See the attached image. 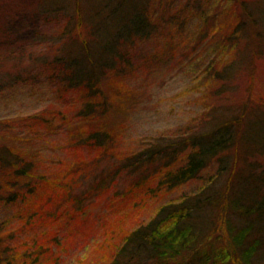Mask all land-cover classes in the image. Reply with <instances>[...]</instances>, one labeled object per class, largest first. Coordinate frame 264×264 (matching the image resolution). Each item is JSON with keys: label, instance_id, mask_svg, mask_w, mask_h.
<instances>
[{"label": "trees", "instance_id": "trees-1", "mask_svg": "<svg viewBox=\"0 0 264 264\" xmlns=\"http://www.w3.org/2000/svg\"><path fill=\"white\" fill-rule=\"evenodd\" d=\"M229 1L234 15L229 28L212 21L204 29L210 5L200 8L192 0L188 4L192 5L191 11H200L202 16L200 42L229 30L227 35H221L231 47L229 51L245 42L247 49L252 48L254 55H258L260 46L264 45V17L261 16L264 10L260 12L258 4L256 8L248 0H224ZM174 3V0L159 3L156 0H101L85 6L83 0H75L76 14L71 15L69 22H75L76 27L67 30L79 40L80 53L57 57L49 68L54 71L52 76L64 85L65 92L79 99L73 119L67 122L74 125L70 127L74 130L73 148H85L93 163L106 161L109 166L92 180L83 175L78 178L76 171L55 183L48 169L41 168L37 159L29 156L18 143L14 141L13 146L0 143V203L8 216L0 225H38L44 217L36 221L34 217L44 214L40 204L34 203L42 194L48 196L49 191L65 194L68 201L71 198L75 203V208L92 204L95 197L103 195L110 197L102 203L110 208L111 200L122 196L133 199L140 194L135 200L138 208L140 202L165 198L202 181L212 166H218V179L230 174L226 184L219 187L217 180L206 183L197 194L162 205L149 222L120 233L119 241L111 246L109 264H261L264 259V169L259 171L251 164L247 173L235 171L241 150L245 151L246 158L255 153L264 155V135L260 140L249 135L253 124L247 119L249 103L238 114H224L223 118L210 116L206 130L188 132L172 140H157L134 153L117 152L112 120L131 95L128 75L133 68V55L161 29L174 31L187 23L179 19L178 11L182 7L166 21L158 15L162 8L169 11L168 15L172 13ZM58 4L48 7L49 14L70 13ZM172 22L176 24L174 28H171ZM225 56L215 57L205 69L209 91L212 83L220 86L219 93H228L227 84L238 62L234 63L236 59L230 63L234 58ZM240 60L239 64H244L243 58ZM26 120L34 126L35 136L55 128L54 120L43 113ZM63 124L60 123V128ZM124 180H128L127 184L118 187ZM80 183L87 186L82 193L78 192ZM17 237L15 232L0 231V264H42L47 253L51 254L48 244H29Z\"/></svg>", "mask_w": 264, "mask_h": 264}, {"label": "rangeland", "instance_id": "rangeland-1", "mask_svg": "<svg viewBox=\"0 0 264 264\" xmlns=\"http://www.w3.org/2000/svg\"><path fill=\"white\" fill-rule=\"evenodd\" d=\"M100 1L83 0V5ZM192 1L200 8L210 5L204 29L207 24L211 26L212 21L224 28L230 27L234 19L230 12L232 2ZM248 1L256 8L258 4L260 12L264 10V0ZM174 2L172 13L168 15L169 11L162 8L158 15L165 20L179 12V19L187 23L174 31L161 29L134 53L133 70L128 75L131 95L112 120L117 134V152L134 153L157 140H172L188 132L206 130L210 116L223 118L224 114H238L245 103H249L250 109L248 122H253L249 135L260 140L264 135V117H260L264 114V45L260 46L258 55H254L252 48L247 49L245 42L233 47L231 52L225 36H221L227 35L229 30L201 43L200 11H191L192 5L188 6L191 0ZM56 3L68 8L70 13L49 14L48 7ZM75 8V0H0V143L9 146L18 143L29 156L37 159L41 168L48 169L55 183L76 171L78 178L83 175L92 180L109 166L106 161L93 163L85 148H73L74 130L70 127L74 125L67 122L73 119L79 99L65 92L64 85L52 76L54 71L49 68L57 57L80 53L79 40L67 30L76 27L75 22H69L71 15L76 14ZM171 25L174 28L176 24ZM85 30L88 32V28ZM221 55H226V59L234 58L230 63L236 59L234 63L238 62L225 94L219 93L220 86L212 83L209 91L204 73L210 61ZM242 58L244 64H239ZM223 65L225 63L219 67ZM39 113L54 120L55 128L35 136L34 126L26 119ZM61 122L64 124L60 128ZM241 152L235 171L247 173L251 164L259 171L264 169V155L255 153L246 158L245 151ZM217 167L212 166L202 181L191 183L165 198L140 202L138 208L135 200L140 194L133 199L122 196L111 200L110 208L102 204L110 198L108 195L95 197L94 203L75 208V203L71 198L68 201L65 194L49 191L48 196L44 193L34 203L40 204L44 214L34 217L35 221L44 217L43 221L38 225H0V231L15 232L17 239L29 244H48L51 254L47 253L44 262L41 259L42 264H109L111 246L119 241L120 233L149 222L162 205L177 202L185 195H195L206 183L217 180L219 187L226 184L230 174L218 179ZM127 182L124 180L118 187ZM86 187L85 183L79 185L78 192L82 193ZM6 220V208L0 203V222Z\"/></svg>", "mask_w": 264, "mask_h": 264}]
</instances>
